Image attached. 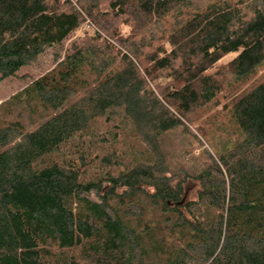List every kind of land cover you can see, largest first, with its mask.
Listing matches in <instances>:
<instances>
[{
	"label": "trees",
	"instance_id": "16d2710c",
	"mask_svg": "<svg viewBox=\"0 0 264 264\" xmlns=\"http://www.w3.org/2000/svg\"><path fill=\"white\" fill-rule=\"evenodd\" d=\"M81 26L13 97L47 118L0 125V264H264V0H0V81ZM201 111L205 165L175 170L162 136ZM111 120L129 166L41 163Z\"/></svg>",
	"mask_w": 264,
	"mask_h": 264
},
{
	"label": "rangeland",
	"instance_id": "374dc122",
	"mask_svg": "<svg viewBox=\"0 0 264 264\" xmlns=\"http://www.w3.org/2000/svg\"><path fill=\"white\" fill-rule=\"evenodd\" d=\"M89 21V18L86 17L85 24H89ZM83 30L85 29L81 26L79 30L69 34L60 48L45 50L35 61L20 68L14 76L7 77L0 81V125L5 124L7 121H19L25 129L30 130L47 118L50 114L48 110L43 111L39 107L37 109V113L32 114L23 103L15 100L13 97L17 93L21 92L31 82L53 69L56 63L61 60L66 53L71 52L72 46L81 44L84 39ZM234 54L235 53L227 54L221 62H226L232 58ZM57 56L58 58L60 56V59L56 61ZM219 63L220 62L216 63L211 71L215 70ZM258 76H264L263 69L260 70L253 79L256 81ZM220 108L221 107L219 106L218 109ZM212 111H215V108L211 109V111L209 110L208 112L214 113ZM214 114L217 115V112ZM199 116L200 117L196 119V123L192 125L188 124L187 131L182 128H178L169 131L162 136V143L164 146L163 151L168 157V160L171 161V164H173L175 170L180 164H182L183 168H186L189 172L198 171L205 165L204 158L201 157L200 153L202 147H207V145L203 143L201 138H199L203 143V146L201 147L192 136V134L196 135L194 125L204 121V111H201ZM221 117L222 115H220V118ZM117 122H113L112 120L108 121L105 125L98 128L93 133L83 134L81 138L62 144L60 146V151L57 154L44 157V161L42 160L41 163L45 164L52 160L60 161L61 158L69 160L76 157L79 152L84 151L91 159L89 161L90 164L87 167V173L85 174L86 178H89L97 174L101 168H105L100 164V159L104 155H107L112 150L113 146L117 149V159L120 164H113L110 169L112 173H117L120 168L129 166L132 158L130 153L127 151V147L120 142L123 138L124 130L122 129L124 128H118L115 126V124L121 125ZM104 131L116 133L118 140L113 142L109 137V133H105ZM102 136L108 137V141L106 143L98 142ZM80 139H83L84 143L80 142Z\"/></svg>",
	"mask_w": 264,
	"mask_h": 264
},
{
	"label": "built area",
	"instance_id": "2783aa9c",
	"mask_svg": "<svg viewBox=\"0 0 264 264\" xmlns=\"http://www.w3.org/2000/svg\"><path fill=\"white\" fill-rule=\"evenodd\" d=\"M91 25L90 24H87V27H90Z\"/></svg>",
	"mask_w": 264,
	"mask_h": 264
}]
</instances>
